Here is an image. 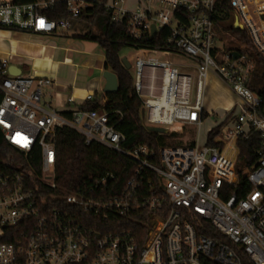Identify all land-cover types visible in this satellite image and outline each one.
<instances>
[{
    "label": "built area",
    "instance_id": "built-area-1",
    "mask_svg": "<svg viewBox=\"0 0 264 264\" xmlns=\"http://www.w3.org/2000/svg\"><path fill=\"white\" fill-rule=\"evenodd\" d=\"M60 2L68 17L49 19L44 12ZM93 3L0 1V29L64 34ZM230 4L233 27L246 30L264 56V1ZM103 5L112 24H127L128 37L136 44L169 33L163 46L133 49L135 89L147 126L169 129L180 124L200 131L210 71L240 102L208 129V134L219 129L212 145L207 137L199 145L198 134L192 147L126 149V136L111 123L108 112L84 108L72 96L67 100L70 110L58 111L44 94L54 84L52 78L12 75L9 61L0 60L4 138L26 154L39 148L41 159L39 173L10 162L0 167V264H264V95L251 85L252 58L239 53L234 59L232 52L237 51L217 45L222 40L213 20L216 0H106ZM150 54L183 55L193 61L194 103L193 76ZM146 68L151 70L148 84L143 83ZM157 69L162 75L156 93ZM93 99L88 95L87 101ZM62 127L78 131L86 144L98 143L133 160V176L118 187V177L106 172L89 177L74 192H61L55 168L56 132ZM254 134L261 143L257 161L238 173V140ZM229 146L227 170L222 157ZM241 179L251 185L243 197L237 194ZM226 185L234 188L227 199ZM204 221L210 227L204 228Z\"/></svg>",
    "mask_w": 264,
    "mask_h": 264
},
{
    "label": "trees",
    "instance_id": "trees-1",
    "mask_svg": "<svg viewBox=\"0 0 264 264\" xmlns=\"http://www.w3.org/2000/svg\"><path fill=\"white\" fill-rule=\"evenodd\" d=\"M15 4H30L36 0H12ZM106 0H94L91 7L84 9L79 20L85 21L90 27L88 39L95 41L103 49L105 55V69L114 72L118 78V90L115 93H105L106 103L101 104L103 96L94 95L92 101L83 105L87 109L106 111L110 115L111 123L116 125L118 131L126 136L124 148L133 149L137 146H148L156 152L165 147L195 146V141L190 140L183 143L178 140L177 133H155L147 129L145 117L142 116L143 102L135 89V79L130 69L122 63L120 55L125 47L132 49L144 48L146 46H163L168 36L167 31L159 33L148 42L135 43L128 37L127 24H112L110 13L106 11L103 3ZM51 20L67 18V9L60 2L53 9L44 12ZM215 32L219 40L230 35L236 43V49L240 54H247L254 62L251 76V85L258 94L264 95V56L254 47L252 40L246 30L233 27V10L230 0H216L213 13ZM3 78L0 76V83ZM3 93L0 89V103ZM70 116V113H65ZM207 117V113H204ZM219 129L213 130L207 136L208 144H213V139ZM239 156L236 163L238 173L252 167L257 161V151L261 143L257 134L249 139L238 140ZM231 146L228 147V150ZM40 150L36 148L33 152L23 153L9 144L0 128V167L10 162L14 166L32 168L35 172L40 171ZM239 164L242 167H239ZM136 163L126 156L107 149L98 144H86L84 137L70 127L58 128L56 132V168L55 179L61 192H74L83 182L91 176H99L106 172L114 173L118 178L115 185L123 187L134 173ZM227 189L225 199L234 191L233 187L225 186ZM251 185L245 179H241L240 188L237 191L239 197H243ZM57 191V192H60ZM204 228L210 224L203 223ZM204 234L209 235L206 230Z\"/></svg>",
    "mask_w": 264,
    "mask_h": 264
},
{
    "label": "crops",
    "instance_id": "crops-1",
    "mask_svg": "<svg viewBox=\"0 0 264 264\" xmlns=\"http://www.w3.org/2000/svg\"><path fill=\"white\" fill-rule=\"evenodd\" d=\"M67 37L69 36L66 33L34 35L0 29V60H8L10 67L15 66L21 70V75L52 78L54 84L47 88L49 98L45 99L53 108L61 112L70 110L71 106L67 100L71 96L82 105L87 101L88 95H99L106 99L104 95L105 55L95 53V47H89L87 51L91 52V57L82 62L80 61L82 58H75L71 54L60 59L58 58L60 50L56 41L59 40L57 38L62 41ZM93 42L98 45L97 42ZM69 52L72 53L74 50L69 48ZM146 74L150 79L151 70L148 69ZM161 75V70H155V77L160 78V84ZM232 108L228 107L225 114Z\"/></svg>",
    "mask_w": 264,
    "mask_h": 264
},
{
    "label": "rangeland",
    "instance_id": "rangeland-1",
    "mask_svg": "<svg viewBox=\"0 0 264 264\" xmlns=\"http://www.w3.org/2000/svg\"><path fill=\"white\" fill-rule=\"evenodd\" d=\"M0 1H8V0H0ZM90 32V27L85 21L77 20L73 24V26L66 30L67 38H63L62 41L60 38L56 41L57 46L59 47V55L58 58L63 59L65 55H70L73 57H80V61L82 62L86 58H90L91 52H88L89 47H95V53L104 54L103 49L99 45H95L93 41L88 40V35ZM70 41V42H68ZM219 47H227V49L234 50L236 49L235 40L232 39L230 35L223 37L222 41L217 44ZM69 48L73 49L74 52H69ZM90 48V49H91ZM122 58H127L131 63L130 72L134 79H136L137 70L135 68V57L137 52L130 47H125L121 50L120 53ZM150 56H157L162 61H167L169 63L174 64L179 68L181 72L188 73L193 76V86H192V103L195 100V91H196V84H197V74L193 70V61L183 55H154L150 54ZM147 68L143 72V83L148 84L149 79L147 78ZM155 87L156 93L158 88L160 87V78H155ZM49 89L44 90L45 98L48 99L49 96L47 95ZM240 102V98L237 94L231 89V87L222 81L216 74L212 71L208 74L205 86H204V94H203V108L208 116L203 121V125L200 128V131L193 126L189 125H180L175 124L174 127H170L168 129V134L177 133L179 136L177 137L178 140L182 141L183 143H187L190 140L197 141L198 134H199V145H203L207 134L208 129L215 125V122L221 120L224 116L225 111L228 107H235L237 108L238 103ZM146 124V122H145ZM232 155V154H231ZM229 150H227L223 157H222V164L228 170L230 167V158ZM236 166V165H235ZM239 167H242L239 164ZM238 167H235L237 170Z\"/></svg>",
    "mask_w": 264,
    "mask_h": 264
},
{
    "label": "water",
    "instance_id": "water-1",
    "mask_svg": "<svg viewBox=\"0 0 264 264\" xmlns=\"http://www.w3.org/2000/svg\"><path fill=\"white\" fill-rule=\"evenodd\" d=\"M235 28H238L237 25H235ZM240 28V27H239ZM156 33V28L155 26L152 27V35H155ZM232 56L234 59H237L239 57V53L238 52H232ZM122 63L124 64V66L127 69H131V63L127 58H122ZM9 72L12 75H20L21 74V70H19L17 67L12 66L9 68ZM104 78H105V87H104V93H115L118 90V78L117 75L110 71V70H106L104 72ZM142 116H145V110H142ZM147 129L151 132H155V133H167L168 129L164 128V127H159V126H147Z\"/></svg>",
    "mask_w": 264,
    "mask_h": 264
},
{
    "label": "bare ground",
    "instance_id": "bare-ground-1",
    "mask_svg": "<svg viewBox=\"0 0 264 264\" xmlns=\"http://www.w3.org/2000/svg\"><path fill=\"white\" fill-rule=\"evenodd\" d=\"M252 1H255L256 3H259V2H262L264 0H252ZM174 127V126H173Z\"/></svg>",
    "mask_w": 264,
    "mask_h": 264
}]
</instances>
